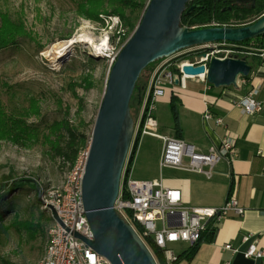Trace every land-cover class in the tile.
Returning a JSON list of instances; mask_svg holds the SVG:
<instances>
[{
    "label": "rangeland",
    "instance_id": "374dc122",
    "mask_svg": "<svg viewBox=\"0 0 264 264\" xmlns=\"http://www.w3.org/2000/svg\"><path fill=\"white\" fill-rule=\"evenodd\" d=\"M82 1L0 0V17L7 13L12 19L24 22L33 36L21 37L15 44L0 49V102L9 114L25 119L39 133V139L29 145L0 141V182L27 178L37 184L35 187L24 185L0 197V264H39L42 259L53 224L52 211L42 200L45 201L48 194L62 184L68 170L67 164H63L62 158L46 143L44 135L53 122L64 118L81 134L88 138L92 135L112 59L136 28L117 15H104L100 21L81 16L78 5ZM141 1L147 5L150 0ZM143 12L129 10L130 22L137 26ZM253 19L255 17L244 22ZM90 20L94 21L92 29L84 25ZM88 32L93 33L98 43L107 40L109 47L104 55H94L86 42L75 43L62 58L48 53L54 43ZM229 46L222 48H232V56L248 53L244 46ZM186 51L188 49L162 60L158 66L184 59ZM248 54V62L254 67L261 55ZM32 100L38 102L39 114L31 112ZM132 114L137 120V106H134ZM148 139L153 141L154 148L160 150V139L147 136ZM89 144L90 141L82 149V155L88 152ZM137 162L133 177L142 178L150 173L161 176V170L151 168L146 159ZM162 173L164 180L170 183L185 174L180 171L170 173L166 169ZM188 205L193 206L194 203ZM26 220L37 225L35 234L18 226V221ZM173 247L177 251L176 244Z\"/></svg>",
    "mask_w": 264,
    "mask_h": 264
},
{
    "label": "built area",
    "instance_id": "2783aa9c",
    "mask_svg": "<svg viewBox=\"0 0 264 264\" xmlns=\"http://www.w3.org/2000/svg\"><path fill=\"white\" fill-rule=\"evenodd\" d=\"M209 26L221 25L212 22ZM227 44L230 45L229 47L235 45L213 42L186 48L188 51L183 53L186 55L184 59L163 63L154 70L143 96L141 118L135 126L134 138L124 165L121 187L114 207L134 228L154 256L149 246L150 241L164 251L167 264H174L178 259L179 252L174 249V244L192 246L200 240L210 220H214V226H216L231 210L239 214L243 212L235 192L219 208L189 206L184 200L181 189L165 186L162 179H137L132 175L139 147L145 136H152L162 141V153L159 160L161 170L172 167L201 173L211 178L215 166L220 161L224 159L232 161L235 158L236 138L229 131L220 146H211L208 151H202L180 137L162 133L155 114L158 99L164 94L166 86L175 84L176 74L173 73L172 67L180 70L178 75L181 84H185L190 78L182 70L185 64H204L207 71L213 57L232 56L230 55L232 48H222ZM261 54L264 55V50ZM116 56L112 59L111 67ZM202 79L205 78L202 77ZM243 80L246 82L249 78ZM251 86L248 94L238 102V106H241L248 114H254L262 109V102L256 98L260 91V84L253 82ZM206 118L223 124V118L214 115L209 109ZM138 135L140 136L138 149L133 163L130 164L133 146ZM87 155L88 152L82 155L81 151L74 165L70 166L68 162L66 163L68 170L62 184L52 190L45 199L46 205H52L56 209L61 222L53 218L45 251L39 264H112L109 259L95 251L87 241L74 234L78 232L87 240L94 239V232L88 222L82 198V181ZM62 161L65 163L64 160ZM136 223L142 226V230L137 228ZM243 240L248 242L250 236L245 235ZM225 247L232 249L230 243ZM244 255L248 258L264 257V248L257 242H250Z\"/></svg>",
    "mask_w": 264,
    "mask_h": 264
},
{
    "label": "water",
    "instance_id": "95a60500",
    "mask_svg": "<svg viewBox=\"0 0 264 264\" xmlns=\"http://www.w3.org/2000/svg\"><path fill=\"white\" fill-rule=\"evenodd\" d=\"M248 0H238L246 3ZM189 0H150L140 23L117 55L98 109L82 181V198L94 239L87 241L112 264H158L134 228L116 211L122 173L135 133L130 101L136 83L148 64L169 58L182 49L218 41L239 42L264 33V14L243 26H207L191 29L181 25ZM192 6L187 12H190ZM184 74L216 88L237 86L240 77L251 74L248 59L238 56L211 59L204 64H185ZM175 83L181 84L178 74ZM41 199V193L39 194ZM45 205V201L42 200ZM61 222L56 209L48 205Z\"/></svg>",
    "mask_w": 264,
    "mask_h": 264
},
{
    "label": "crops",
    "instance_id": "0c3cea01",
    "mask_svg": "<svg viewBox=\"0 0 264 264\" xmlns=\"http://www.w3.org/2000/svg\"><path fill=\"white\" fill-rule=\"evenodd\" d=\"M260 55L249 80L245 82L244 78H240L237 86L216 88L194 77L179 86L176 83L167 85L164 94L158 99L155 114L162 133L175 137L180 134V138L202 151H208L211 146H220L227 131L236 138L237 155L232 161H220L211 178L172 167L161 170L159 160L162 144L157 150L153 147V141L147 140V136L142 139L135 162L146 159L151 168L161 170V176L150 173L137 179H162L165 186L181 189L185 202H193V206L219 208L235 192L239 206L243 209L241 214L231 210L216 224L212 241L204 243L192 260L182 259L178 264H264V257L248 258L244 255L250 242H257L264 248V55ZM253 82L260 84L256 98L262 102V109L248 114L238 106V102L248 94ZM173 94L180 100V133H176L170 108ZM209 103H213V110L216 116L223 118V124L206 118ZM141 114L142 106L138 109L137 122ZM165 169L170 173L180 171L185 174L170 183L164 180L162 172ZM245 235L250 236L248 242L243 240ZM228 243L232 249L225 247ZM176 247L181 253L189 246L176 244Z\"/></svg>",
    "mask_w": 264,
    "mask_h": 264
},
{
    "label": "trees",
    "instance_id": "16d2710c",
    "mask_svg": "<svg viewBox=\"0 0 264 264\" xmlns=\"http://www.w3.org/2000/svg\"><path fill=\"white\" fill-rule=\"evenodd\" d=\"M146 6L147 5L141 0H84L78 5V14L97 21L102 20L104 15H117L123 22H128L133 28H135L136 26L130 22L131 18L128 14L129 10L131 12L145 10ZM192 6H194V8L190 12H187ZM263 14L264 0H248L246 3L238 2V0H189L186 11L181 17V25L187 26L191 29L207 27L212 22H217L221 26L224 24L233 27L243 26L253 23ZM251 17H255V19L249 22H244V20ZM0 19V49L15 44L21 37L33 38L24 22L12 19L7 13L1 14ZM218 42L222 43L223 41ZM225 42L244 46L248 53L259 55L264 50V33L239 42ZM248 53L240 54L238 57H245L248 59V55H250ZM183 57L185 58L186 55ZM164 59L166 58H161L148 64V66L142 71L131 97V113L134 106H137L138 109L141 108L149 78L159 62ZM172 71L175 74L180 73V70L177 67H172ZM146 72L147 74H145ZM249 77L250 75L240 78L248 79ZM209 85L214 87L210 83ZM179 104V97L173 94L171 96L170 108L175 120L176 133L182 131L180 125ZM30 109L34 114L40 113V108L36 100L31 101ZM209 110L216 115L215 110H213V103H209ZM135 124H137V120H135ZM177 135L180 137V134ZM38 139L39 133L36 128L30 126L25 119L9 114L4 105L0 102V141L8 140L14 144L29 145L28 143L37 141ZM44 139L46 143L51 145L56 154L65 161L63 164L68 162L70 166H72L77 161L82 149L88 146L91 136L88 138L86 135L81 134L73 128L67 118H64L62 120H57L50 125L49 132L44 135ZM139 141L140 136L138 135L133 146L130 164L134 161ZM24 185H31L33 187L37 186L33 180L27 178L0 182V197L5 196L11 191H16ZM17 224L20 228H23L32 234L37 232V225H35L34 221H18ZM136 225L137 228L142 230V226L139 223H136ZM214 233V220H210L208 222V227L202 234L200 240L179 253L178 259L174 264H178L182 259H187L188 261L192 260L204 243L212 241ZM149 246L153 250L158 263L167 264L164 251L152 241L149 242Z\"/></svg>",
    "mask_w": 264,
    "mask_h": 264
},
{
    "label": "bare ground",
    "instance_id": "6f19581e",
    "mask_svg": "<svg viewBox=\"0 0 264 264\" xmlns=\"http://www.w3.org/2000/svg\"><path fill=\"white\" fill-rule=\"evenodd\" d=\"M84 25L87 28L92 29L94 27V21H86ZM86 42L92 49L93 54L96 56L104 55L107 48L109 47L107 40H104L102 43H98L92 32L86 34H78L72 38H69L64 41H59L54 43L48 50L49 54H55V58L64 57L67 52L75 45V43Z\"/></svg>",
    "mask_w": 264,
    "mask_h": 264
}]
</instances>
